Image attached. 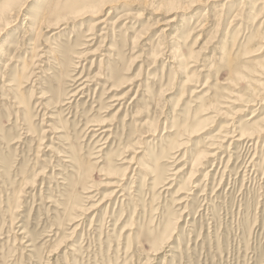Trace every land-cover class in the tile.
Returning <instances> with one entry per match:
<instances>
[{
    "label": "rangeland",
    "instance_id": "374dc122",
    "mask_svg": "<svg viewBox=\"0 0 264 264\" xmlns=\"http://www.w3.org/2000/svg\"><path fill=\"white\" fill-rule=\"evenodd\" d=\"M0 264H264V0H0Z\"/></svg>",
    "mask_w": 264,
    "mask_h": 264
},
{
    "label": "bare ground",
    "instance_id": "6f19581e",
    "mask_svg": "<svg viewBox=\"0 0 264 264\" xmlns=\"http://www.w3.org/2000/svg\"><path fill=\"white\" fill-rule=\"evenodd\" d=\"M233 1V0H232ZM105 8V6H102V8H101V10H103ZM103 20H100L99 22H102ZM168 21V20H167ZM174 20L173 19H169V21L168 22H173ZM167 22V23H168ZM162 24V23H161ZM167 25V24H166ZM170 25V24H169ZM168 25V26H169ZM171 25H172V23H171ZM57 29V28H56ZM165 29H168V28H166L165 27ZM162 30V29H161ZM168 31V30H167ZM56 33V32H55ZM161 33V32H160ZM41 61V60H40ZM33 73V72H32ZM83 82H86V80H83ZM81 85V84H80ZM84 89V86H82V87H80L79 88V90L78 91H81V90H83ZM74 94H70V96H73ZM252 113H253V111H252ZM251 116V115H250ZM251 118V117H250ZM93 126H96L94 129H92V131H98V135H103V134H105L107 131H108V129H103L102 128V125L101 124H94ZM260 132V131H259ZM243 133H241V132H239V131H236V130H233L232 132H231V135H228L227 137L229 138V137H231L230 139H233V141L235 140V141H241V140H249V139H251V138H245V137H243V135H242ZM230 145V144H229ZM254 165V164H253ZM261 172V171H260ZM119 191V190H118Z\"/></svg>",
    "mask_w": 264,
    "mask_h": 264
}]
</instances>
